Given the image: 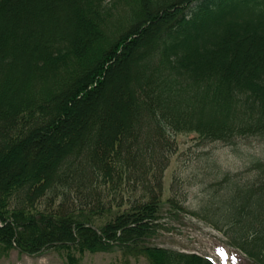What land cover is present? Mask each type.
Instances as JSON below:
<instances>
[{
	"label": "trees",
	"instance_id": "obj_1",
	"mask_svg": "<svg viewBox=\"0 0 264 264\" xmlns=\"http://www.w3.org/2000/svg\"><path fill=\"white\" fill-rule=\"evenodd\" d=\"M104 2L0 0V251L211 264L151 242L163 174L177 134L264 135V0ZM250 170L193 215L264 264V162Z\"/></svg>",
	"mask_w": 264,
	"mask_h": 264
},
{
	"label": "rangeland",
	"instance_id": "obj_2",
	"mask_svg": "<svg viewBox=\"0 0 264 264\" xmlns=\"http://www.w3.org/2000/svg\"><path fill=\"white\" fill-rule=\"evenodd\" d=\"M104 3L111 5L112 0H105ZM112 14L117 15L114 10ZM173 140L176 152L163 174L159 209V222L165 234L161 247L186 249L167 238L185 235L190 240L192 235V239L199 238L197 242L204 251L214 249L226 264H252L237 250H222L223 246L230 248L225 234L209 227L193 213L215 195L214 188L210 186L222 181L225 176L242 185L253 181L255 172L250 170L252 165L264 162V135L237 137L230 145L203 141L195 134H177ZM217 196L219 194L213 197ZM168 202L176 203L179 209L172 208ZM0 264H66V260L63 253L53 250L33 257L11 250L6 253L0 251ZM78 264H148V261L143 256L113 249L107 253H86Z\"/></svg>",
	"mask_w": 264,
	"mask_h": 264
},
{
	"label": "water",
	"instance_id": "obj_3",
	"mask_svg": "<svg viewBox=\"0 0 264 264\" xmlns=\"http://www.w3.org/2000/svg\"><path fill=\"white\" fill-rule=\"evenodd\" d=\"M174 243L180 245V246H186L189 251L195 254H199L203 257H211L213 260H215L216 264H219V261L216 257L213 255H210L209 253L203 251L201 249V246L199 244H196L195 241L188 242L185 238H178L177 236H173L170 238ZM154 243H159L158 240H153Z\"/></svg>",
	"mask_w": 264,
	"mask_h": 264
}]
</instances>
